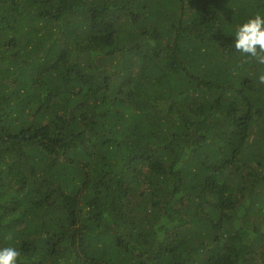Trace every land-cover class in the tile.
Returning a JSON list of instances; mask_svg holds the SVG:
<instances>
[{
	"label": "trees",
	"instance_id": "1",
	"mask_svg": "<svg viewBox=\"0 0 264 264\" xmlns=\"http://www.w3.org/2000/svg\"><path fill=\"white\" fill-rule=\"evenodd\" d=\"M264 0H0V249L17 264H264Z\"/></svg>",
	"mask_w": 264,
	"mask_h": 264
},
{
	"label": "clouds",
	"instance_id": "2",
	"mask_svg": "<svg viewBox=\"0 0 264 264\" xmlns=\"http://www.w3.org/2000/svg\"><path fill=\"white\" fill-rule=\"evenodd\" d=\"M234 48L264 64V15L254 17L240 25L235 33ZM258 83L264 84V72L258 76ZM21 253L13 247L0 249V264H17Z\"/></svg>",
	"mask_w": 264,
	"mask_h": 264
}]
</instances>
